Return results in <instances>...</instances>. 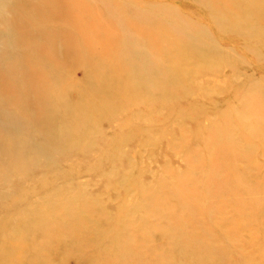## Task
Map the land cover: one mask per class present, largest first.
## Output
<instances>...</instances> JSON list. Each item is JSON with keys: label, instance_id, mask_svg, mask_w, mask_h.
<instances>
[{"label": "rangeland", "instance_id": "obj_1", "mask_svg": "<svg viewBox=\"0 0 264 264\" xmlns=\"http://www.w3.org/2000/svg\"><path fill=\"white\" fill-rule=\"evenodd\" d=\"M184 56L186 69L174 67ZM121 71L132 84L124 74L117 80ZM94 76L113 98L93 91ZM65 80L100 99V131L85 113L87 134L78 137L63 129L72 112L52 114ZM254 100L264 113V0H0V264L23 256L22 264H212L209 256L184 257L202 237L215 257L264 264V220L255 229L240 217L234 200L246 196L228 193L220 177L238 139L205 154L198 135L223 111L236 137L233 119ZM80 104L74 109L83 112ZM243 140L246 161L234 169L248 185L264 177V145ZM191 153L203 156L202 167L186 168ZM122 169L136 188L119 191L124 179L107 190ZM182 183L221 207L205 214L182 205ZM151 195L148 209L143 198ZM76 196L103 200L104 213L95 203L80 212L77 200L74 212L63 207ZM128 209L133 216L116 229ZM177 220L183 234L173 238ZM38 227L45 234L24 237L23 229Z\"/></svg>", "mask_w": 264, "mask_h": 264}, {"label": "bare ground", "instance_id": "obj_2", "mask_svg": "<svg viewBox=\"0 0 264 264\" xmlns=\"http://www.w3.org/2000/svg\"><path fill=\"white\" fill-rule=\"evenodd\" d=\"M74 16L79 20V17L81 15H79V16L74 15ZM84 36L86 37L85 34H84ZM175 63H177V64L174 67H176L177 69H179V65H184L182 70L186 69V58H185V56H184V59L181 60V62H178L176 60ZM123 74L126 77L127 81H129L132 84V81L130 79V75L128 72H123V71L118 72L116 75L118 77L117 80L119 78H121L123 76ZM99 78L100 77L96 78L94 76V82L97 83V86H94L93 91L104 93L103 94L104 99H109L110 97L113 98L112 95L107 94L105 92L106 87H107V84H105V82H103L101 84V86L98 85L99 80H100ZM178 85H179V83L174 84V88H173L174 91L178 87ZM83 88L84 87H81L78 90V92L77 91L75 92L68 87L67 81L65 80L64 81V87L59 93L58 100L53 101V104H51L52 108H53L52 114L55 113V110H59V109L73 113V115H74L73 120L74 121L71 123L64 124L63 129L67 132H71V131L76 130L73 133H74V135H76L78 137H79V134H87L82 130V126H83L82 116H84L85 113L87 114V126H89V128L91 130H94V131H97L98 129L100 131V123H101L100 118L104 114L101 111V107L103 105L101 104L100 99L96 95L93 96L90 94H86V91H84ZM46 89H47L46 93H48V94L53 92L50 87H47ZM70 90L72 91V96L68 93ZM80 92H81V94H79ZM77 95H79L80 97H77ZM138 96H140V95H137V94H136V96L131 95L130 98L132 101H138L139 100ZM78 100L81 101L80 105L82 106L83 112H80V111L74 109V104ZM49 101H52V99H49ZM57 101L60 102L61 105H58L59 103ZM159 104L162 106H165V107H169V109L172 106V104L167 105L166 102H161ZM219 113H218V119L216 121H212L210 123L209 127L204 129V130H201L202 133H200L198 135L201 138V143L203 145V148H206V149H204V150H206L205 154L208 153L212 149L213 146L220 147V150L222 148H224V149H226V151H228L233 140L238 139L235 153L230 154L226 158L227 163L230 166H229V168L223 169L221 171L220 177L225 179L223 186L226 190L228 189L227 190L228 193L232 192V189H236L239 192L240 196H246V200H241L238 198L234 200V203L237 207V214L240 217L245 218L255 229H258V228H260V222L262 220H264V191L262 188V186L264 185V177L262 179H255L254 182L249 183L247 185L244 183V179L241 177L242 173H240L239 171L237 172L234 169V166H236L235 162H240V158L242 159L243 163L246 161L245 160V157H246L245 149L242 147V144H241L242 139H244L243 141L248 142V140H250L252 138L253 139L256 138L260 141H263V145H264V113H262V111L258 108V101L257 100H254L252 102L251 106H249L248 108L243 109L242 114L239 117H236L233 119L234 123L237 127L236 129L238 131L237 132L238 135L236 137L234 135L230 134V133H235V131L233 130L234 126L232 127L231 125H229V124H231V116L229 114L223 112V111H220ZM50 115H51V113L40 114L37 117V119L41 118V117L50 118ZM240 117H241V120H240ZM49 122H52V121L49 120ZM238 128H241L242 130H246V131H244L246 134L243 133L242 130L238 129ZM63 129H62V131H63ZM214 134L217 135V138H214V136H213ZM181 136H182V134H180V137ZM184 138L185 137H181L182 140ZM76 143L80 145L79 142H76ZM202 157L203 156H201L200 154H195V153H191L190 155L186 156V168L191 165V162L192 163L196 162V165H198V167L199 166L202 167L201 166L203 163ZM163 166L167 167L166 164H164ZM96 167L98 168V163H96V165H94V168H96ZM207 170H209V166L207 167ZM203 173H205V172H203ZM179 174L182 175L183 171H181ZM263 176H264V174H263ZM109 177L112 180L115 177V175H113V177H111V176H109ZM130 177H131V175L127 171L122 169V174L119 175V173H118L117 181L112 182V183H109L107 181L108 187L106 186L107 187L106 189L111 190L114 187H118L117 184L121 180H124V179H126V180L122 181L123 184L120 187H118L119 191L120 190L128 191V190H132V189L136 188L135 183L137 182V180L130 182V180L128 179ZM177 190L180 193L179 195L181 196L182 205L192 207V209H195V207L198 205L197 207L204 208L206 210L205 214H208L213 209H218L221 207V205H213V206L209 205L208 206V204L203 200V199L207 198V194L206 193L200 194L197 191H195L192 187H189L187 184L182 183L181 185L178 186ZM173 193H174V191H173ZM197 194H199V195H197ZM152 198H153L152 195L143 198L145 200L146 207L148 209L154 207L151 204L153 201ZM75 200H77L79 203L78 204L74 203L73 201H75ZM68 201H69V203H67ZM93 203H95V207L93 209L95 212L104 213V210H103V208L105 206L104 201L99 199V198H94L91 196H86L84 198L80 197V196L67 198L65 205L63 207H66L68 205L69 211L71 210V212L72 211L74 212V210L72 209V205L76 204V205H79V208L76 210L85 213V209L90 210ZM154 205L156 207L155 203H154ZM246 205L249 206V211L247 213L244 210V207ZM120 208H122L124 210V205L122 203H121ZM153 211L155 212L154 208H153ZM157 212H160V211H156V213ZM125 213H126V215H124V217L122 219H120L123 223L118 221V224L115 226V228L118 230H120L125 224H127L130 221L131 217L133 216V210L132 209L126 210ZM77 214H78V212H77ZM142 223H146V220L142 221ZM175 224H178V225H177V227H175V233L173 235V238L180 237L183 234L182 228L184 229V226H183V223L181 220H177L175 222ZM43 227L48 228L47 225H45ZM0 228H1L0 229V231H1L2 229L5 228V226L0 225ZM46 228L38 227L37 229H34L30 233L27 232V229H23V235H24V237H30V235L34 236V237H39V236H42L43 234H45V232L47 230ZM228 234H231V233H228ZM203 236H205V235H203ZM116 239H117V237H113L114 242L116 241ZM124 239H126L127 242H129V240L132 238L129 235L128 237H125ZM172 240H174V239H172ZM256 240H257V242H259V239H256ZM256 240H254V241H256ZM199 241L200 242L197 245H195L192 250L188 251V256L185 255L184 257L191 259V261L195 262L197 259H199L203 256H209V257H211L212 264H236V262L232 261L230 258H223L220 255L215 257L214 256L215 249L209 243V241L207 242V240L204 239L203 237ZM132 242H134V241H132ZM261 242L263 243L264 239H261ZM22 249H23L22 247H19L17 249L18 254L22 251ZM125 249H126V247H122L119 250L125 251ZM9 252H10V249H8V253ZM218 253H219V251H218ZM167 255L170 257V251L167 253ZM176 256L177 255L174 252L173 258H175ZM22 258L23 259L18 261L17 264H22L28 260L25 256H23ZM160 260H162V256H155V259L153 258L152 261L153 262H159ZM0 262H2V261L0 260ZM196 264H198V263H196ZM257 264H260V263L258 262Z\"/></svg>", "mask_w": 264, "mask_h": 264}]
</instances>
